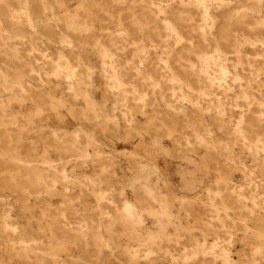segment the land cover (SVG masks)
<instances>
[{
	"label": "rangeland",
	"instance_id": "rangeland-1",
	"mask_svg": "<svg viewBox=\"0 0 264 264\" xmlns=\"http://www.w3.org/2000/svg\"><path fill=\"white\" fill-rule=\"evenodd\" d=\"M263 193L264 0H0V264H264Z\"/></svg>",
	"mask_w": 264,
	"mask_h": 264
},
{
	"label": "bare ground",
	"instance_id": "bare-ground-1",
	"mask_svg": "<svg viewBox=\"0 0 264 264\" xmlns=\"http://www.w3.org/2000/svg\"><path fill=\"white\" fill-rule=\"evenodd\" d=\"M250 1V0H249ZM24 2H26V1H24ZM24 2H23V5H24ZM234 2V1H233ZM156 3V2H155ZM158 3V2H157ZM156 7V6H155ZM156 9V8H155ZM157 10V9H156ZM54 21V20H53ZM147 25V24H146ZM253 26V25H252ZM213 28V27H212ZM217 28V27H216ZM151 32V31H150ZM153 37H156V35L155 36H153ZM151 39V38H150ZM222 39V38H221ZM34 45H33V43H31V46L30 47H33ZM200 52V51H199ZM232 58V57H231ZM163 63H164V65H163V69L165 70V72L164 73H166L167 71L169 72L170 71V68H169V65H168V63H166V61L164 60L163 61ZM198 63V62H197ZM110 68H111V70H113V68H112V66H110ZM110 70V71H111ZM228 76V75H227ZM113 80H114V77H113ZM186 85H187V83H185ZM188 87V86H187ZM190 87V86H189ZM176 89H177V87H176ZM47 93V92H46ZM211 100V99H210ZM176 101V100H175ZM216 102V101H215ZM216 107L217 108H220L221 107V103L219 102L217 105H216ZM263 135V134H262ZM255 136V135H254ZM201 141H202V139H201ZM253 142V141H252ZM202 143V142H201ZM172 144H173V141H172ZM200 145V144H199ZM259 152V151H258ZM252 171V170H251ZM35 178V177H34ZM38 179V178H37ZM16 185V184H15ZM217 190V189H216ZM264 194V193H263ZM239 195V194H238ZM57 228V227H56ZM61 230V229H60ZM262 233V232H261ZM215 241V240H214ZM217 241V240H216ZM223 241V240H222ZM22 243V242H21ZM109 252V251H108ZM253 252V251H252ZM251 257V256H250ZM171 259V258H170ZM122 260V259H121Z\"/></svg>",
	"mask_w": 264,
	"mask_h": 264
}]
</instances>
